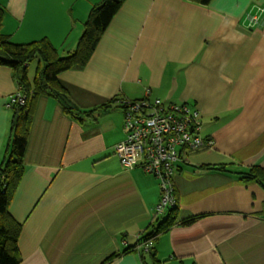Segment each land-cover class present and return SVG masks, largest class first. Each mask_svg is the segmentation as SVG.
Returning <instances> with one entry per match:
<instances>
[{
	"label": "crops",
	"instance_id": "1",
	"mask_svg": "<svg viewBox=\"0 0 264 264\" xmlns=\"http://www.w3.org/2000/svg\"><path fill=\"white\" fill-rule=\"evenodd\" d=\"M100 1L0 0L1 31L15 44L47 38L67 56ZM260 5L126 1L88 65L59 77L83 114L74 118L46 96L33 107L25 173L10 206L22 226L20 264H154L153 251L159 264H264V188L242 179L264 168V16L255 26L248 19ZM32 63L31 82L39 61L33 79ZM18 91L11 69L0 66L2 168L12 141L7 105ZM147 94L196 107L201 135L215 144L181 151L173 178L179 221L141 254L138 244L167 214L156 211L160 181L125 169L114 148L125 139L122 102ZM223 164L227 172L200 168Z\"/></svg>",
	"mask_w": 264,
	"mask_h": 264
},
{
	"label": "trees",
	"instance_id": "2",
	"mask_svg": "<svg viewBox=\"0 0 264 264\" xmlns=\"http://www.w3.org/2000/svg\"><path fill=\"white\" fill-rule=\"evenodd\" d=\"M126 1L101 0L94 5L84 24V31L76 49L67 56H61L47 38L29 44L12 43L2 34L1 24L5 11L0 9V66L11 69L14 80L27 100L24 106L17 105L12 108L10 160L5 167H0V264H20L21 262L19 238L22 226L12 217L10 206L25 173L24 157L36 100L42 96L52 97L66 114L74 118L83 114L73 104L69 89L59 77L65 72L83 70L88 65L103 35ZM183 1L208 6L213 0ZM36 60L39 61V65L31 82L28 77V65ZM114 102L116 101H111L98 110L107 111ZM92 114L87 113V115ZM200 168L219 172L228 171L227 165L224 164L204 165ZM242 179L252 181L264 188V168L254 166L244 174ZM199 218L200 216L181 221L180 224L191 225ZM178 221L179 206L177 204L168 210L164 218L157 221L153 232L147 238L167 232ZM150 255L154 264L160 263L154 251ZM113 259L114 257H110L108 261Z\"/></svg>",
	"mask_w": 264,
	"mask_h": 264
},
{
	"label": "built area",
	"instance_id": "3",
	"mask_svg": "<svg viewBox=\"0 0 264 264\" xmlns=\"http://www.w3.org/2000/svg\"><path fill=\"white\" fill-rule=\"evenodd\" d=\"M264 16V5L248 15L252 26ZM146 98L122 102L124 112V141L114 148L115 155L127 170L142 169L160 181L161 197L156 211L164 215L177 205L174 174L182 150L200 151L214 146V141L201 135V114L196 107L182 104L165 106ZM26 96L18 91L7 107L24 106ZM154 247V238L137 246L141 254Z\"/></svg>",
	"mask_w": 264,
	"mask_h": 264
},
{
	"label": "rangeland",
	"instance_id": "4",
	"mask_svg": "<svg viewBox=\"0 0 264 264\" xmlns=\"http://www.w3.org/2000/svg\"><path fill=\"white\" fill-rule=\"evenodd\" d=\"M36 67H37V60L32 63L31 68H30V78L31 79H33L34 77Z\"/></svg>",
	"mask_w": 264,
	"mask_h": 264
}]
</instances>
